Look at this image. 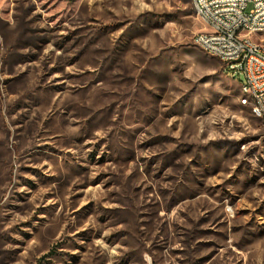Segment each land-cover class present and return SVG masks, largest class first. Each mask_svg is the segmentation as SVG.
Returning <instances> with one entry per match:
<instances>
[{
	"label": "rangeland",
	"instance_id": "obj_1",
	"mask_svg": "<svg viewBox=\"0 0 264 264\" xmlns=\"http://www.w3.org/2000/svg\"><path fill=\"white\" fill-rule=\"evenodd\" d=\"M203 29L192 0H0V264H264V126Z\"/></svg>",
	"mask_w": 264,
	"mask_h": 264
},
{
	"label": "built area",
	"instance_id": "obj_2",
	"mask_svg": "<svg viewBox=\"0 0 264 264\" xmlns=\"http://www.w3.org/2000/svg\"><path fill=\"white\" fill-rule=\"evenodd\" d=\"M204 29L195 44L212 51L254 91L253 114L264 126V0H192Z\"/></svg>",
	"mask_w": 264,
	"mask_h": 264
},
{
	"label": "bare ground",
	"instance_id": "obj_3",
	"mask_svg": "<svg viewBox=\"0 0 264 264\" xmlns=\"http://www.w3.org/2000/svg\"><path fill=\"white\" fill-rule=\"evenodd\" d=\"M201 49L205 50L207 53L217 57L214 53H212V51H209L203 47H200ZM219 60L220 58L217 57ZM241 89H242V93H243V97L241 99L242 104L245 105H250V103H254V91H246L243 87V84L241 85ZM253 108V105H251Z\"/></svg>",
	"mask_w": 264,
	"mask_h": 264
},
{
	"label": "crops",
	"instance_id": "obj_4",
	"mask_svg": "<svg viewBox=\"0 0 264 264\" xmlns=\"http://www.w3.org/2000/svg\"><path fill=\"white\" fill-rule=\"evenodd\" d=\"M203 50V49H202ZM206 52V51H205ZM207 53V52H206ZM209 54V53H208ZM215 57V56H214ZM217 58V57H216ZM242 85V84H241ZM242 94V93H241ZM243 96V95H242Z\"/></svg>",
	"mask_w": 264,
	"mask_h": 264
}]
</instances>
